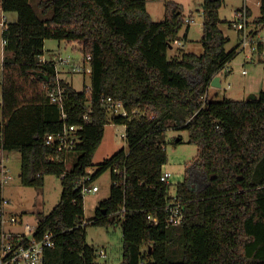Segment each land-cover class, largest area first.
I'll use <instances>...</instances> for the list:
<instances>
[{
	"label": "trees",
	"instance_id": "16d2710c",
	"mask_svg": "<svg viewBox=\"0 0 264 264\" xmlns=\"http://www.w3.org/2000/svg\"><path fill=\"white\" fill-rule=\"evenodd\" d=\"M3 4L17 18L3 29L0 172L4 152L17 151L23 186L43 188L48 175L61 180L59 203L38 215L37 236L55 234L46 264H98L96 249L87 244L90 225L121 227L122 264H264V90L256 100H204L213 78L241 53L240 44L226 49L230 38L221 24L231 26L220 19L224 0L204 1V52L175 57L170 49L191 20L174 1L161 21L153 19L147 0H43L41 15L30 0ZM252 25L258 36L264 0ZM47 40L82 45L86 61L90 57V87L76 90L59 77L54 61H42ZM59 87L65 89L62 105L50 97ZM109 97L128 115H113ZM110 121L126 127L127 150L91 174ZM70 126L78 127L81 139L72 170L52 160L58 153L45 141ZM169 128L188 132V143L198 147L195 167L205 177L204 185H194L187 169L176 185L185 213L179 226L167 223L172 184L161 181ZM108 170L110 196L87 221L79 181L91 174V184Z\"/></svg>",
	"mask_w": 264,
	"mask_h": 264
},
{
	"label": "rangeland",
	"instance_id": "374dc122",
	"mask_svg": "<svg viewBox=\"0 0 264 264\" xmlns=\"http://www.w3.org/2000/svg\"><path fill=\"white\" fill-rule=\"evenodd\" d=\"M43 0H30V4L41 15L39 3ZM148 10L155 21H161L165 17L166 5L170 1H174L182 7L183 15L186 19L191 20L185 26L179 38L183 40L182 46L178 45V41L173 44V48L170 49L169 56H180V52H191L201 55L204 52L202 43L203 37V4L205 0H147ZM245 0H224V4L220 9V17L223 21L226 18H230L233 11L244 5ZM257 3L259 0H249V4L254 10L255 16L260 14ZM7 18L9 22H13L17 18L15 12H8ZM222 26H226V23H222ZM190 30L188 31V29ZM227 29V27H225ZM228 34L233 35L231 31H227ZM188 34V36H186ZM264 37V29L261 31ZM234 37V36H233ZM78 44V45H76ZM235 37L230 40L226 45L228 51L235 48ZM82 45L80 43H71L69 41L59 40H47L45 49V59L48 61L55 60L56 57L69 58L71 62L63 64L58 67L59 77L69 81L73 84L74 88L78 91H82L85 86L91 85V74L87 72L90 69V63L86 61V58L82 52ZM257 56V55H255ZM5 57V49L3 44V29L0 27V92L2 90V63ZM245 59V53H242L236 58L232 64L235 68V72L231 74L230 80L224 79L223 88L221 89L216 99L222 100L223 98L240 99V95H236L234 92L236 86L248 82L250 77L243 76L242 66ZM228 83H232L233 88L225 90ZM264 89V86L262 87ZM261 89V88H260ZM259 89V90H260ZM211 97V96H210ZM248 96H246L247 99ZM111 118V116H110ZM3 115L0 107V122H2ZM126 127L124 125H116L110 121V124L106 127L105 136L101 143V146L94 155L92 165L89 167L91 174L96 173L99 165L110 159L121 149L127 150L125 141ZM125 137V138H124ZM181 138L182 142L178 146L172 144L173 141ZM189 134L186 130H176L169 128L166 133L168 163L164 170L170 171L173 174L171 179L172 191H175L176 185L183 182L185 178L186 170H190L193 175V184L197 186L204 185L205 178L202 173L195 167V162L198 154V147L196 145L188 143ZM11 154L9 163V175L10 180L3 186V196L10 199V212L14 215L22 218L24 224L36 226L38 223L39 214H49L54 207L59 203L62 195L61 180L53 175H48L45 178V185L43 188L25 187L20 180L21 171V154L17 151L9 152ZM79 153L72 151L68 154L66 166L68 170H72L75 166ZM1 177V176H0ZM95 185L100 188L97 193H88L85 195V217L86 220H91L96 213L100 202L109 198L110 188L112 185V171L108 170L99 176L95 181ZM87 244L90 247H94L97 252L98 264H122L123 254V234L121 227H97L90 225L86 230ZM104 249L106 255L104 257L99 255V251Z\"/></svg>",
	"mask_w": 264,
	"mask_h": 264
},
{
	"label": "built area",
	"instance_id": "2783aa9c",
	"mask_svg": "<svg viewBox=\"0 0 264 264\" xmlns=\"http://www.w3.org/2000/svg\"><path fill=\"white\" fill-rule=\"evenodd\" d=\"M246 2L247 0H245L242 7L235 11L234 17L230 21V26L240 35L239 49L242 53H245V59L252 60L255 55L261 53V49L258 36L253 34L254 28ZM7 13L3 0H0V27L2 29L11 23L7 18ZM3 44L4 46L7 44L5 38H3ZM87 60L89 61L90 57ZM52 61L55 62L56 68H58V65L70 63L71 59L56 57ZM90 71V69L87 70L88 73ZM246 73L247 70H243V74ZM64 94L65 89L59 87L57 91L50 94L52 102L62 105ZM207 99L208 93L204 95V100L206 101ZM106 104L113 115H128L127 110L121 102L114 101L109 97L106 100ZM85 120L90 121L88 114L85 116ZM77 128L76 126H70L58 135L46 137V144L56 148V152L58 153L55 159L52 158L53 161L55 160L58 163L67 162V158L63 154L67 156L81 142V139L76 134ZM2 166L0 184L4 186L11 176L9 175V170L4 166L3 160ZM115 171L119 174L117 169ZM172 177L173 174L170 171L164 170L161 175V181L171 184ZM91 178L92 175L89 174L79 181L84 195L100 191V188L94 182L87 184V181L91 180ZM169 196L170 198L166 205L167 223L171 226H179L185 220L183 198L179 197L175 191H170ZM9 208L10 199L4 197L0 202V264H46V251L55 247V234L48 231L41 236H37V225L24 224L22 218L10 212ZM148 218L151 219L150 216ZM99 253L102 257L106 255L104 249H101Z\"/></svg>",
	"mask_w": 264,
	"mask_h": 264
},
{
	"label": "crops",
	"instance_id": "0c3cea01",
	"mask_svg": "<svg viewBox=\"0 0 264 264\" xmlns=\"http://www.w3.org/2000/svg\"><path fill=\"white\" fill-rule=\"evenodd\" d=\"M260 1L261 0H259V3H257L259 11H260ZM246 4H247V6L249 8L250 20L254 21L255 19H257L260 16V14L255 16L254 10H253L252 6L249 4V0H247ZM147 7H148V1H147ZM235 11H233V13L230 16V18H226L225 19L226 22H229V21H231L233 19ZM220 19H221V17H220ZM189 23H191V21ZM225 27H227V29H225ZM221 28L225 32V34L227 36H229L230 40H232L235 37V39H236V44L235 45L236 46L238 44H240V35H239V33L236 32L235 30H233L232 28H230L229 24L226 23V26H224V27L221 24ZM189 30H190V28L188 29V31ZM227 31H231L234 34L230 35V34H228ZM261 31H260V34L258 35V38H259V41L262 43V51H261V53L257 54V56H254V58L252 60L244 59V63H243L242 66L244 67L243 70H247V73L243 74V70H242V75L250 77V78H249L248 82H244V84H240V86H236V90H235L234 93L236 95H240L241 98L240 99L230 98L232 100H243V98H246V96H248V98H249L252 95H257L258 96V94L262 90H264L262 88L264 86V37L262 36ZM186 36H188V34H186ZM71 43H74V42H71ZM182 44H183V40L180 39L178 41V45L182 46ZM76 45H78V44H76ZM4 48H5V46H4ZM45 49H46V43H45ZM189 53H191V52H189ZM41 59H42V61H48L47 59H45V56H42ZM235 60H233L231 63H229L226 66V68L220 74H218L220 76L221 87L220 88H216V87L210 86L209 87V91H208V96L209 97L211 96L213 98V97L218 96V94L220 93L221 89L223 88L224 79L230 80L231 74H233L235 72V68L232 65L235 62ZM58 67H60V65H58ZM57 70H59V69L57 68ZM232 88H233L232 83H228V85L226 86L225 90L232 89ZM244 100H246V99H244ZM1 105H2V90L0 92V107H1ZM1 109H2V107H1ZM2 121H3V119H2ZM10 157H11V154H9V152H4L3 164L6 167V169H8V170H10L9 163H8L10 161ZM67 159H68V157H67ZM3 190H4V188H3Z\"/></svg>",
	"mask_w": 264,
	"mask_h": 264
},
{
	"label": "water",
	"instance_id": "95a60500",
	"mask_svg": "<svg viewBox=\"0 0 264 264\" xmlns=\"http://www.w3.org/2000/svg\"><path fill=\"white\" fill-rule=\"evenodd\" d=\"M210 86L220 88L221 87V82H220V76L217 75L216 77L213 78ZM258 98L257 95H252L248 98V100H256ZM214 177V176H213Z\"/></svg>",
	"mask_w": 264,
	"mask_h": 264
},
{
	"label": "flooded vegetation",
	"instance_id": "af4514ba",
	"mask_svg": "<svg viewBox=\"0 0 264 264\" xmlns=\"http://www.w3.org/2000/svg\"><path fill=\"white\" fill-rule=\"evenodd\" d=\"M203 178H205V177L203 176Z\"/></svg>",
	"mask_w": 264,
	"mask_h": 264
}]
</instances>
